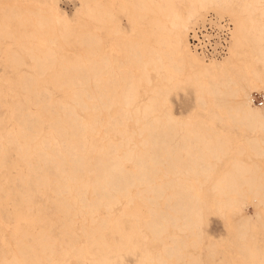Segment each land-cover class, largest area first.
I'll return each mask as SVG.
<instances>
[{"label":"bare ground","instance_id":"1","mask_svg":"<svg viewBox=\"0 0 264 264\" xmlns=\"http://www.w3.org/2000/svg\"><path fill=\"white\" fill-rule=\"evenodd\" d=\"M256 2L82 0L78 16H71L57 0H10L0 4V53H7L12 63L24 66L16 72V81L34 91L36 97L41 95L49 108L58 103V117L64 115L44 130L41 117L29 105V95L24 100L17 98L11 108L0 111V197L9 196L14 211L3 203L0 206L8 220L5 225L13 223L8 235L13 238V233H19L12 247L0 244V264L62 263L59 255L68 262L70 253L82 251L83 236L88 244L84 248L88 250L110 222L121 233V241L130 245V234L114 210L118 203H133L136 195L150 202L165 199L166 208L150 207L144 225L161 240L167 232L172 241L156 251L146 248L136 264H179L167 260L172 255L185 259L184 264H201L200 254L186 251V239L179 232L170 231L169 226L182 232L195 229L200 235L203 233V212L207 207L205 195L200 192L207 182L216 192L215 209L221 214L232 211L237 226L235 235L244 236L242 226L247 229L252 220L260 218L264 207V168L254 159L234 156L226 169L217 171V162L233 153V149L228 152V139L234 137L222 128L208 129L209 120L202 116L195 120L173 114L168 97L180 81L194 80L198 97L213 95L221 104L224 92L236 84L227 73L238 65L239 58L206 61L188 45V27L211 8L233 17L232 44L242 45L241 49L248 47L249 55L252 51L264 69V20L255 17ZM119 7L127 12L134 26L131 34L122 30ZM260 7L259 15L264 16V7ZM102 30L116 36L120 53L106 48ZM63 48L76 49L69 54ZM253 63H249L251 68L245 64L243 79L248 80V85L263 83L264 92V74ZM5 77L11 80L10 76ZM48 77L54 86L71 88L72 99L84 108V113L65 96L56 97L46 84ZM235 92L240 113L236 119L251 130L242 139L256 154L264 156V105L259 107L255 102V91L250 93L241 87ZM84 95L91 98L94 108L114 110L107 119L97 116L88 121L89 104ZM163 107L162 114L159 109ZM130 119L140 123L137 135L141 136L142 147L136 148L137 143L133 142L135 130L126 129ZM97 121L104 126L102 129L94 127ZM196 127L206 131L198 132ZM9 145L14 146L16 158L9 156ZM16 159L24 167L9 173L6 170ZM127 162L133 165L130 167ZM137 185L142 189L134 191L132 187ZM72 186H76L77 196L71 195ZM51 190L57 209L72 207L68 196H72L74 204H82L85 211L79 227L63 231L51 224L47 228L38 218L37 227L33 223L21 226L24 220L29 221V216L36 218L37 212H45V194ZM88 193L93 194L92 198H88ZM248 203L252 204L253 213H245ZM234 243L241 251L243 264H264V240ZM209 246L213 256L214 242ZM9 249L10 255L5 252ZM217 264L232 262L223 257Z\"/></svg>","mask_w":264,"mask_h":264},{"label":"rangeland","instance_id":"2","mask_svg":"<svg viewBox=\"0 0 264 264\" xmlns=\"http://www.w3.org/2000/svg\"><path fill=\"white\" fill-rule=\"evenodd\" d=\"M7 1L10 2V0H0V4H6ZM59 5L65 9L71 16H78L79 13V6L82 4V0H57ZM3 2V3H1ZM255 17L257 19H263L264 16L259 15L260 6L264 7V0H258L255 4ZM215 13L219 17H226L228 18L231 23L233 24L232 29V37L231 42L228 48V51L226 54L222 56H205L195 49H193L190 45L189 35L191 30L201 22H203L210 14ZM117 15L118 19L121 21L122 24V30L127 32L128 34H131L134 32V26L132 22L129 19V16L126 11H123L120 7L117 9ZM105 39L106 42V48H112V50L116 53H120L122 51L121 47L116 43L115 35L113 33L109 34L107 31L102 30L100 32ZM115 40V41H114ZM187 41L189 48L194 51L196 54H198L200 57L205 59L206 61L215 60V61H231L233 59H238V65H236L233 69H231L230 73L228 74V78H231L233 80H236V84L231 86V91L227 90L223 94V103H216V97L213 95H205L202 96V98L197 96L196 88V82L194 80H186L184 79L182 82L180 81V84L178 83V86H174L169 93V107L173 114L184 117V118H194L195 120L199 119L201 116L204 117L206 120H209L207 122L208 129L211 130H219L220 128L224 129L225 132L230 133L228 139V152L233 149V153H228L222 161L217 162L216 170L220 171L222 169H226L229 165V161L234 156H240L244 158L245 160L250 161L251 159H254L258 161L260 166L264 168V156L260 154H256L254 152L249 143L242 139L243 135L246 133H249L251 130L244 125L243 123L239 122L236 119V116H238L240 113L237 111V103L238 100L237 94L235 92V89L239 90L241 87L246 88L247 90L252 93L255 91L256 93H264L262 90L263 83L255 81L253 84L250 83L248 85V80L243 79V72L242 69L245 70V66L247 65L250 67V62H254V67L260 70L264 74L263 65L261 62L256 61V55L252 54L249 55V49L246 46H243L241 49L240 47L242 45H234L232 44V41H234V19L233 17L228 14V12L225 13V11L216 10L214 8H211V10H207L203 12L202 15L195 18L190 26L187 29ZM116 46V48H115ZM232 46V48H231ZM252 46V45H251ZM13 48H18L16 45H13ZM236 48V49H235ZM76 48L61 49L62 51L69 52V54H72L75 52ZM234 49V50H233ZM245 50V51H244ZM252 50V48H251ZM101 51V50H100ZM239 51V52H238ZM244 51V52H243ZM248 51V52H247ZM240 55H239V54ZM242 54V55H241ZM235 56V57H233ZM238 56V57H237ZM229 58V59H228ZM209 60V61H210ZM27 61L29 59L27 58ZM257 63V64H256ZM246 64V65H245ZM262 65V66H261ZM24 68L23 65H18L17 63H12L10 58H8L7 53L2 52L0 53V111H3L4 109L10 107V104L13 103L17 98H21L24 100L25 95L30 96V103L29 105L34 108L39 116L41 117L42 127L44 130H48L51 128V123L55 122L57 118H64V115H61L58 117L57 111H60V105L55 103L53 106H46L44 103V99L41 95L35 96L34 91L25 88L20 82L16 81L17 74L16 72ZM251 68V67H250ZM5 75H8L11 77V80H9ZM152 76H156L154 73H152ZM48 82L46 83L52 90L54 91V95L56 97H66L69 102L75 104L74 100L72 99L73 94L71 88L68 87H59L54 86L51 81L50 77H48ZM194 86V87H193ZM142 91V89H141ZM83 99L88 102L89 108L87 111L90 112L89 115H87V118L90 121L92 117L101 116L104 119H107L110 115V111L114 110V108H94L91 104L92 100L87 95L83 96ZM256 102V101H255ZM264 102V100H263ZM259 104L258 102H256ZM24 105V104H23ZM76 105V104H75ZM256 105V104H255ZM260 105V104H259ZM263 104H261L259 107H261ZM77 109L84 113V108L81 105H76ZM258 106V105H256ZM165 107L159 109L160 112L164 113ZM5 115V114H4ZM3 115V116H4ZM224 116H229L226 119H222ZM90 126V125H89ZM126 129L133 132L135 130L136 133V139L133 142L137 143L136 148L142 147L140 144V135H137V132L140 129V123L136 122L134 119H130L126 122ZM94 127H98L102 129L104 126L100 123V121H97L94 123ZM196 131H203L205 129L201 127H196ZM68 131H73L71 128H68ZM206 131V130H205ZM3 133H5V128L2 130ZM236 135V136H234ZM88 138L91 139V134L87 132ZM120 136V135H119ZM262 138H264V133L261 132ZM240 141L238 143H235L234 141ZM5 143L7 141L4 140ZM9 156L11 158H16V153L14 152V146L9 145ZM23 162L16 159L13 161L12 166L10 169H7L9 173L14 172L16 173L19 168L24 167L22 164ZM128 166H132L133 164L131 162H127ZM1 180L3 183H6L5 180L1 176ZM209 182L205 183L201 187L204 189L200 193L205 195L206 200V207L204 209L203 214V226H202V234L200 235L197 230H190L185 229L184 232L180 231L178 227L169 226L170 231H177L183 236L186 241L188 242L187 247H183L186 251H189L192 253V255H198L200 254L201 258V264H217L218 260L223 257H228L232 264H243L242 259L240 258L242 256L241 251L238 246L234 243V240L237 242H257L261 243L264 240V225L262 223V219H264V207L261 208L260 214L262 219L256 217L254 220L251 221V224L246 229L242 226L244 230V236H241L242 233H239L240 236L237 234L235 235V232L237 231V226L235 224L233 213L232 211H229L225 214L219 213L215 207H214V200L216 197V192L209 188ZM72 194L77 196L76 186H72ZM134 191H137L138 189H142L141 185H137L132 187ZM209 189V190H208ZM146 194V193H145ZM48 198V208L45 209V212H37V216H29V221H25L22 223L23 225H28L29 223H33L34 227H37V218L42 220L43 225L47 228L53 224L54 228L58 230H68L71 227H79L80 225V219H81V213L85 211V208L82 207V204L73 203L72 196H68V202L72 204V207L68 210L67 208L63 209H57L55 204L53 203L54 198V192L51 190L45 194ZM44 195V196H45ZM147 195H152V193H147ZM45 196V197H46ZM93 194L88 193V198H92ZM0 203H3L4 205H7L10 207L11 211H14V208L12 207V203L10 200V197H0ZM249 208L245 211V213H253V206L251 203H248ZM150 207L155 208H166L165 206V199L159 198L157 201H147L145 197L141 195H136L134 202L130 205L125 206L122 203H118L115 206L114 213L119 216L122 220V227L128 231L130 234V245L124 244L121 241V233L117 229V227L113 223H109L106 225L104 230L102 231V234H97L96 238L93 242L89 244V249H85L84 247L87 244L85 237L83 236V243H81V246L83 247L82 251L79 254H72L70 253L69 257L70 260L67 262L66 259L62 255H59L58 258L63 261L60 263L57 261L56 264H136L140 256L143 254V251L146 248H149L153 251H156L158 249L162 248L163 243L172 244V241L167 238V232H164L162 237L163 240H161L158 237H155L154 233L151 229L146 227L144 225L145 219L150 216L149 209ZM36 211V208L34 209ZM101 211L103 209L101 208ZM122 211H125L122 213ZM25 213V212H24ZM28 213L26 212L25 215ZM72 219V221L70 220ZM74 219V223H73ZM8 222L6 216H4L3 212L1 211L0 206V244H3L4 246L10 245L13 246L12 243L14 242V237H18L19 233L15 232L12 234L14 236L13 238L9 236V232L11 231V228L13 226V223H10L9 225H5V223ZM88 223V222H86ZM19 226V227H21ZM33 227V228H34ZM50 231V230H49ZM77 232L81 234V231L78 229ZM11 233V232H10ZM251 234L254 236L251 237ZM6 237V239H4ZM214 242V248L215 252L213 256L209 254L210 247L209 244L211 242ZM7 254H11L12 251L6 250ZM189 259V257H187ZM167 260L170 261V263H176L178 261L179 264H184L185 259H178L176 256L172 255L167 257ZM151 264H158L157 261H153ZM198 264V263H195Z\"/></svg>","mask_w":264,"mask_h":264},{"label":"built area","instance_id":"3","mask_svg":"<svg viewBox=\"0 0 264 264\" xmlns=\"http://www.w3.org/2000/svg\"><path fill=\"white\" fill-rule=\"evenodd\" d=\"M233 24L226 17L210 14L203 22L196 25L190 32L189 40L193 49L209 56H222L227 53ZM262 93H255V101L263 104Z\"/></svg>","mask_w":264,"mask_h":264}]
</instances>
